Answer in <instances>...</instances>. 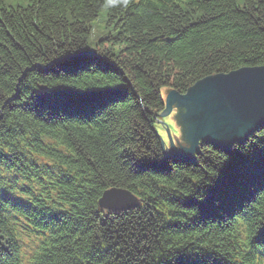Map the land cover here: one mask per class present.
<instances>
[{
    "label": "trees",
    "instance_id": "16d2710c",
    "mask_svg": "<svg viewBox=\"0 0 264 264\" xmlns=\"http://www.w3.org/2000/svg\"><path fill=\"white\" fill-rule=\"evenodd\" d=\"M256 65L264 0H0V264H264V125L189 159L156 128L164 89Z\"/></svg>",
    "mask_w": 264,
    "mask_h": 264
},
{
    "label": "water",
    "instance_id": "95a60500",
    "mask_svg": "<svg viewBox=\"0 0 264 264\" xmlns=\"http://www.w3.org/2000/svg\"><path fill=\"white\" fill-rule=\"evenodd\" d=\"M165 104L156 128L168 157L192 158L203 141L229 147L264 125V65L204 77L185 93L171 91ZM140 202L123 187L107 189L99 200L102 208L114 211L136 208Z\"/></svg>",
    "mask_w": 264,
    "mask_h": 264
},
{
    "label": "rangeland",
    "instance_id": "374dc122",
    "mask_svg": "<svg viewBox=\"0 0 264 264\" xmlns=\"http://www.w3.org/2000/svg\"><path fill=\"white\" fill-rule=\"evenodd\" d=\"M94 28H93V33L91 35V38H90V41H89V44L88 46H90L91 44H93L99 37H100V30H99V26H98V21L95 20L94 21ZM163 94L165 96V98L167 97L166 95V92H165V89L163 91ZM34 247H35V244H34V241L32 240H28V243L25 247V251H26V261L28 262V258L30 256V254L33 252L34 250Z\"/></svg>",
    "mask_w": 264,
    "mask_h": 264
},
{
    "label": "bare ground",
    "instance_id": "6f19581e",
    "mask_svg": "<svg viewBox=\"0 0 264 264\" xmlns=\"http://www.w3.org/2000/svg\"><path fill=\"white\" fill-rule=\"evenodd\" d=\"M158 120V119H157ZM112 213V212H109V214Z\"/></svg>",
    "mask_w": 264,
    "mask_h": 264
}]
</instances>
